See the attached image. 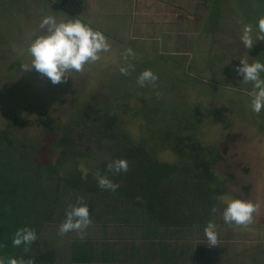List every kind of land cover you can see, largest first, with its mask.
I'll return each mask as SVG.
<instances>
[{
	"label": "rangeland",
	"instance_id": "rangeland-1",
	"mask_svg": "<svg viewBox=\"0 0 264 264\" xmlns=\"http://www.w3.org/2000/svg\"><path fill=\"white\" fill-rule=\"evenodd\" d=\"M83 1L91 4L90 0H81ZM179 1H182L185 12L174 7L170 11L176 10V15L190 18L192 27L197 26L192 35H199L200 40L203 37L202 32L206 33L204 36L206 40L209 36L215 37L212 46H209L210 49L212 48L210 52L219 44L230 43L234 45L233 49L238 52V56L245 60L250 56L248 52L255 47L259 48L257 54L261 55L263 50L260 46L264 47V41L257 40L250 49H245L239 37L242 25L250 23L255 28L257 18L264 15V0H207L206 4L205 0ZM79 2L80 0L64 1L63 5L65 8L73 9L75 13L74 7ZM52 3L55 2L47 5L50 9L54 6L51 5ZM206 6L209 7L207 17L204 14ZM130 8L127 18L121 19L122 14L118 13L114 14V17L127 21V24L134 17L143 19L142 10L133 9L132 5ZM46 10L42 0H0V129L9 130L16 140L40 142L44 145L36 159L39 162L48 161L52 157L49 150L52 133L37 125L35 118L39 112L47 113L56 118L61 126H67L68 123H79L82 120L80 115L86 105L97 104V107L102 109L110 107V117L127 131L130 137H139L145 132L148 122L141 113L134 112L133 108H137L139 103L137 100H131L130 109H132L125 112L118 103L114 102V98L126 96L123 92L129 85L125 87L119 79L122 74L130 79L138 75L135 69L121 73L119 70L121 66L128 70L131 60H134L133 64L142 63L157 77L155 81L147 83V95L162 97L165 101L171 102V108H168L169 105L164 107L166 112L171 113L177 107L181 109L180 101L183 104L196 103L200 108L202 114L200 123L184 129L183 133L192 134L193 139L212 148L214 154L221 155L217 157L218 160L213 168L218 178L224 181L225 193L220 196L215 219L225 222L222 211L228 199L240 198L252 201L256 205L252 220L245 225L233 223V226H238L239 232L236 233V237L240 236V241L247 240L251 236L253 237L251 242L261 244L264 241V109L260 113L251 110L247 95V89L251 84L232 81L227 77L215 80L219 78L217 75L226 74L218 72L222 68L220 66H223L221 62L225 61L221 58H215L213 61L211 54L208 56L209 63L203 55L195 57V61L190 63L186 72L191 78L183 75L181 67L160 66V63L153 62V54L158 57L166 55L159 52L160 48H165L163 47L165 40H162V43L159 42L160 40L154 41L153 53L143 52L140 53L141 55L131 51L129 54L128 51L132 48H108L107 51L100 52L98 61L85 64L80 72L70 70L67 78L52 84L47 77L34 69L21 68V64H27L30 60L27 47L32 38L40 32L39 20L42 16L51 14V10ZM167 12L146 13L144 18L151 24L150 27L156 29V33L169 38L172 34L165 33V27L160 23V19ZM73 13L57 8L54 17L57 21L67 18L77 19ZM83 13H85L83 20L90 23L100 20V17H94L98 14L97 11L86 9ZM200 13L202 14L199 16ZM70 14L72 16H68ZM214 16H219L220 27L213 26ZM107 19L111 18L107 16ZM155 22H159V25H153ZM102 23L107 26V21L103 20ZM190 32H182V35L185 34L187 38L189 34L191 35ZM173 35L177 36V34ZM147 47L148 45L141 49L148 50ZM225 54L229 55L228 52ZM193 70L198 72L191 74ZM226 71L232 73L234 68L231 69L232 72L229 69ZM193 75H196V78H192ZM237 78L240 79V76L238 75ZM115 83L119 84V87H112ZM136 89H139V86L136 85ZM177 116L181 117L182 114ZM175 120L173 117V122ZM167 122L170 128L175 126L170 118L164 121ZM151 123L158 126L163 122ZM85 145L89 147L88 143ZM156 150L159 160L175 161L176 157L168 149L162 150L158 147ZM93 160L86 158L88 164L93 163ZM88 164L82 163L86 166H82L83 172L89 168ZM246 185L248 188L245 189ZM59 224L47 223L40 232L39 244L48 258L47 264H66L65 260L67 262L70 254L74 253L77 242L89 236L87 230H83V238H80L81 236L75 231L60 233ZM87 227L88 225L85 228ZM135 233H138L137 229L132 227L129 231L124 229L123 238H130ZM120 235V229L111 230L112 239L119 238Z\"/></svg>",
	"mask_w": 264,
	"mask_h": 264
},
{
	"label": "trees",
	"instance_id": "trees-1",
	"mask_svg": "<svg viewBox=\"0 0 264 264\" xmlns=\"http://www.w3.org/2000/svg\"><path fill=\"white\" fill-rule=\"evenodd\" d=\"M42 1L53 16L57 8L65 9L62 6L64 1ZM51 2H55L51 4L54 5L52 9L47 6ZM156 60L154 58L153 62L160 63L162 67L174 65L166 58ZM133 62L131 60L126 73L135 69L139 74L149 69L142 63ZM183 72L184 76L191 78L186 75L187 71ZM136 78L130 79L124 74L119 77L123 85L129 87L123 92L126 96H115L114 102L127 112L130 101L137 100L139 106L133 108L134 112L148 119L145 132L139 137H130L110 117V107L102 109L97 104L86 105L80 115L82 120L67 126H61L56 118L39 112L35 118L37 125L52 133L49 146L52 157L39 162L36 159L44 145L16 140L9 130L0 129V255L31 257L33 264H47L48 258L39 244L40 232L47 223L59 224L67 205L76 203L77 197L88 205L90 224L122 222L124 218H132L142 224L148 239L147 233L151 234V230L156 235L159 230L161 235L158 237L168 229H187L192 234L204 235L208 221L216 225L215 214L225 187L213 165L221 155L214 154L212 148L193 139L192 134L183 133L184 129L200 123L202 114L198 104L180 101L181 109L177 107V111L166 112L164 107L169 105L171 108V102L147 95L149 82L140 86ZM112 87L117 88L119 84ZM178 114L182 116L178 117ZM173 117L176 119L174 122ZM167 118L171 119L174 127L164 123ZM153 121L163 123L156 126L151 123ZM158 147L168 149L176 157L175 161L159 160L156 154ZM86 158L95 162L88 164ZM114 158L125 159L127 170L114 172L106 168V163ZM82 163L89 167L84 172ZM98 176H106L118 187L115 190L99 187ZM244 187L246 189L248 185ZM24 226L35 228L37 233V239L27 250L23 245L11 244L15 230ZM205 239H192L186 247L203 249ZM158 245L166 247L163 240ZM88 248L81 243L76 244L74 253L65 263L87 264L82 260L87 259ZM82 249L85 250L81 256Z\"/></svg>",
	"mask_w": 264,
	"mask_h": 264
},
{
	"label": "crops",
	"instance_id": "crops-1",
	"mask_svg": "<svg viewBox=\"0 0 264 264\" xmlns=\"http://www.w3.org/2000/svg\"><path fill=\"white\" fill-rule=\"evenodd\" d=\"M56 1L63 2L70 0ZM181 2L179 0H90L89 3L91 4H86L80 0L75 7L73 6L75 13H73V9L71 10L65 8L64 5L62 6L67 10H71L76 18L91 25L93 29L100 30L107 38L106 41L109 43V48H132L138 51L137 54L143 52L153 53V42L160 40L159 42L162 43V40H165L163 46L165 48H160L159 52L166 55H159L158 57L153 54V59L166 58L168 63L187 71L190 63L195 61L196 56L203 55L208 62V56L211 54L213 61L215 58H221L225 61L221 62L223 66H220L222 68L218 72L226 74L224 76L217 75L219 78L215 80L227 77V79L232 81L246 83L237 78L238 74L235 71V67L239 64L237 58L241 57L233 49L234 45L230 43L219 44V46L213 47L211 53L210 50L212 48L210 49L209 46H212V41L215 37L209 36L206 40L204 37L206 33L202 32L203 37L200 40L199 35H192L196 31L197 26L192 27L190 18L176 15V10L170 11L172 7L183 9ZM206 2L207 0H205V4ZM130 5H132L133 9L142 10L143 19L134 17L127 24V21L124 22L114 17V14L118 13L122 14L121 19L127 18L131 11ZM86 9L97 11L98 14H95L94 17H100L99 22L90 23L83 20L82 17L85 15L83 12ZM208 9L209 7L206 6L204 11L206 17ZM160 11H168L160 19V23L165 27V30L163 28H160V30H164L167 34H172L169 38H166L161 33H156V29L150 27L149 25L151 24L144 18L146 13H159ZM182 11L185 12V9ZM107 16L111 19H107ZM214 17L213 26L215 28L217 26L220 27L219 16ZM103 20L107 21V26L103 25ZM153 25L158 26L159 22H155ZM187 31H191V35L189 34L186 38L185 34L182 35V32L186 33ZM207 33H209L208 30ZM173 34H177V36ZM147 45L148 50L146 48L141 49ZM260 47L263 50L261 55L257 54L258 47L252 48L248 52L250 56L247 61L251 62L252 60L259 59L264 62V47ZM140 49L143 51L141 52ZM193 50H195L194 53ZM226 52L229 55H226ZM232 68H234L233 72L231 71ZM228 69L232 73L227 72L226 70ZM195 72L193 70L191 74ZM262 75L264 73H261ZM124 219L122 222L88 224V227L83 230H87L89 236L86 238L80 237L83 239L77 242V245L81 243L89 247L87 259L82 261H86L87 264H264V241L261 244L251 242L250 240L253 239L251 236L247 240L240 241L241 237H236V233L239 232L238 226H233L231 222L225 223L217 220L215 225L217 244L209 245L205 239V248L196 250L192 249L193 247L191 246L187 248V242H191L195 238L198 240L205 238L202 234H192L187 229H168L161 236L163 238H161L157 236L161 235L159 230L157 235L151 230L152 235L149 232L147 233L149 234L148 239V236L145 235V229L138 220L134 221L132 218ZM130 227L137 229L138 233L132 234L130 238H123L124 229L129 231ZM112 229H120L121 235L119 238L112 239L113 237H110ZM162 240L166 244V247L158 245ZM178 245L185 247H177ZM84 250H81V256L84 255Z\"/></svg>",
	"mask_w": 264,
	"mask_h": 264
},
{
	"label": "clouds",
	"instance_id": "clouds-1",
	"mask_svg": "<svg viewBox=\"0 0 264 264\" xmlns=\"http://www.w3.org/2000/svg\"><path fill=\"white\" fill-rule=\"evenodd\" d=\"M39 29L40 32L32 38L27 47L30 60L27 64H21V68L34 69L47 77L52 84L67 78L70 70L80 72L85 64L98 61L100 52L109 48L106 37L100 30L93 29L91 25L78 18L57 21L51 14L44 15L39 20ZM239 38L245 49H250L257 40L264 41V15L257 18L255 28L250 23L242 25ZM239 61L235 71L240 80L251 84L247 89L249 105L253 112L260 113L264 109V77L261 76V73H264V62L259 59L249 62L241 58ZM119 70L121 73L127 71L123 66ZM156 79L155 73L150 69H144L137 75L136 82L143 86L145 82H153ZM105 166L114 172L127 170V162L123 158H114ZM97 183L99 187L105 189L115 190L118 187L106 176H98ZM81 199L77 197L76 203L67 205L64 218L59 224L60 233L75 231L77 235L83 237V229L91 220L88 205L82 203ZM255 210L256 205L252 201L231 198L226 201L222 216L225 223L245 225L252 220V213ZM204 235L207 244H217L215 225L211 221L207 222ZM35 239H37L35 228L18 227L11 237V244L23 245L27 250ZM0 264H33V261L31 257L25 259L0 255Z\"/></svg>",
	"mask_w": 264,
	"mask_h": 264
}]
</instances>
